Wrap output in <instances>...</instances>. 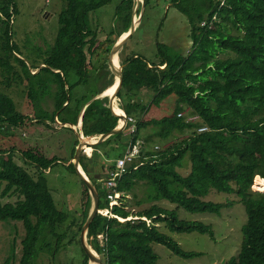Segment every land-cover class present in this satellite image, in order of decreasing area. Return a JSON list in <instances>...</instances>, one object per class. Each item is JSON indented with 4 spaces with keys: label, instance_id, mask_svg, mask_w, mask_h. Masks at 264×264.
Masks as SVG:
<instances>
[{
    "label": "trees",
    "instance_id": "1",
    "mask_svg": "<svg viewBox=\"0 0 264 264\" xmlns=\"http://www.w3.org/2000/svg\"><path fill=\"white\" fill-rule=\"evenodd\" d=\"M109 1L65 0L58 14L54 44L40 60L41 69L51 71L59 79L55 91L56 95L59 93L55 102L57 112L53 117L57 115L62 123L70 124H77L80 117L81 131L88 136L110 132L119 118L107 106L108 95H98L113 84L112 76L106 78L109 74L106 58L128 28L133 0H119L113 27L102 39L98 38L99 32L88 28L86 21L87 12ZM154 1L157 0H143V7L153 5ZM161 3L170 4L186 16L190 50L178 51L157 40L154 57L147 58L127 51L132 32L123 46L122 85L117 92L118 106L135 119L130 139L139 146L117 180L116 189L122 193L118 201L126 200L128 193L136 196V185L144 184L145 200L151 203L132 212L125 208L126 202L110 205L105 181L97 179L89 166L90 160L97 162L99 152L79 155V164L97 192L98 207L109 209L110 213H96L86 229V241L99 253L103 264H158L151 242L164 244L184 259L193 258L201 253L183 250L156 222H164L173 232L213 236L211 223L180 219L178 208L220 214L223 207L239 201L247 213V222L242 226L243 240L237 254L221 264H264V191L252 190L257 176L264 179V0H161ZM16 10L17 0H0V76L5 87L12 82L19 84L23 76L33 75L30 67L23 74L15 66V63L22 68L28 65L13 41L11 23ZM203 21L207 23L201 25ZM169 96L174 97L170 111L159 117L151 115V109ZM188 115H195L198 120L186 121ZM24 117L13 97L0 88V131L14 133L16 127L23 125ZM128 125L92 146L122 138ZM203 125L206 129L198 132ZM177 134L183 138L178 139ZM152 135L163 140L173 136L175 140L163 147L147 149L146 142ZM14 146L0 147V220H20L25 228L19 264H37L40 254L48 256L52 264H61L59 256L69 248L74 258L70 257L68 264H88L79 241L92 204L88 188L79 178L86 191L79 208L73 211L62 208L66 204L60 201L58 205L46 175L61 158L30 145L20 148L18 155L29 165L27 168L15 160ZM123 151H117L116 156L108 149L101 153L112 158ZM188 162L189 170L183 174L180 169ZM65 165L77 174L72 161ZM111 166L105 169L106 174ZM212 188L235 193L237 198L206 199ZM11 196L17 198H3ZM160 199L176 207L171 209L154 202ZM142 201L136 199L135 203ZM130 213L136 217L118 219ZM13 262L12 249L0 264Z\"/></svg>",
    "mask_w": 264,
    "mask_h": 264
},
{
    "label": "rangeland",
    "instance_id": "2",
    "mask_svg": "<svg viewBox=\"0 0 264 264\" xmlns=\"http://www.w3.org/2000/svg\"><path fill=\"white\" fill-rule=\"evenodd\" d=\"M64 1L17 0V10L12 17L11 23L13 41L17 45V50L20 52L19 55L26 59L28 65L22 68L17 63H13H15L16 67L20 68L23 74H27L30 67L33 75H30L28 78L23 76V81H20L19 84L12 82L9 87L3 86V78L0 76V88H3L13 97L18 110L26 117H24L23 125L16 127L14 133H3L0 131V147L7 149L15 145L14 158L23 166H26V164L23 162V159L18 157L20 155V148L38 144L41 145L42 148H40L45 154L58 155L61 161L51 166L50 172L46 174L47 182L51 187V192L57 200L58 205L60 206V201H63L62 205L66 204V206H62V208L73 211L79 208L80 199L82 201L86 191L79 180L78 174L67 168L65 165L67 161L65 160L70 158L72 151L74 154L76 148L75 140L78 139L79 141V136L78 132L75 134L70 124L61 126L59 124H62V121L58 119L57 115L53 117V114L57 112L55 102L59 93L56 95L55 91L57 90V81L59 79L51 71L44 72L45 69H41L43 63L40 64V60L45 56L46 51L54 44L59 27L58 14L65 5ZM118 2L119 0H111L87 12V26L90 30H96L100 33L98 35L99 39H102L104 33L110 31L113 27L115 7ZM168 6L170 7L169 10ZM140 8L141 1L138 3V8L134 15L135 19L139 15ZM230 32L235 33L233 29ZM132 34L133 36L128 41L129 46L127 51H135L151 59L154 57L157 40L164 41V43L173 46L178 51H182L183 48L189 51L191 46V43L186 37L189 34L186 16L170 4H162L161 0L154 1L153 5L142 8V17L136 24ZM120 54L121 56L124 55L123 47ZM30 64L36 65V67H31ZM109 77V74L106 75L107 79ZM105 91L103 92L105 93ZM118 101L116 96L112 103L117 106ZM173 101L174 97L169 96L162 101L160 106L154 107L153 114L159 117L162 113L169 112L172 108ZM191 120L197 121L198 118L195 115L186 116V121ZM149 128H146V130H149ZM125 132L127 137L123 135L122 138H116L98 147L102 152L108 149L109 152L116 156L117 151L121 152L124 150L123 148H125L131 136L127 129ZM177 136L178 139L183 138L182 135L177 134ZM173 140H175L173 136L163 140L157 135H152L146 142V148L153 149L156 145L163 147ZM114 144L117 146L115 150H113ZM83 153L86 154L82 150L80 155ZM95 159L97 162L95 163L90 160L89 166L92 168L93 175L100 180L106 174L105 169L113 161L112 159L105 158L103 154L102 156L98 154V157L96 156ZM26 167L28 168L29 165ZM189 167L190 163L188 162L180 171L185 174L188 172ZM259 179V176L254 179L252 190L264 191L262 190L263 186L258 182ZM134 192L136 196L128 193L125 198L126 200L122 199L118 201V198L122 194L120 192L119 197L113 204L126 202L125 208L131 212L150 205L151 202L145 200L146 187L144 184H137ZM3 198L15 200L17 197L11 196ZM140 198L143 199L142 203L136 204L135 200ZM205 198L214 201H226L228 199L235 201L237 197L235 193H227L212 188ZM154 202L171 209L176 207L175 204H172L166 199H160ZM107 210L109 209H101L103 214L108 212L109 215L110 213ZM177 216L183 220L211 223L214 229V235L212 236L208 233L201 234L199 232H173L165 226L164 222H156L159 229L168 233L183 250L201 253L200 256L184 259L171 252L164 244L151 242V246L157 254L158 264H221L229 256L237 254L240 248V242L243 240L242 226L247 222V213L241 202L235 201L231 205L223 207L220 214L208 211L193 213L179 207ZM135 217V215L130 213L127 217H122L123 219L118 217V219L125 220ZM146 220L149 221V219ZM24 234L25 228L20 220H0V261H3L13 249V264H19L21 239ZM69 249L65 250L59 256L61 264H68L70 263V257L71 259L74 258L73 251ZM95 254L99 256L97 251H95ZM36 260L37 264H52L51 260L45 254H40ZM88 264L98 263L88 259Z\"/></svg>",
    "mask_w": 264,
    "mask_h": 264
},
{
    "label": "water",
    "instance_id": "3",
    "mask_svg": "<svg viewBox=\"0 0 264 264\" xmlns=\"http://www.w3.org/2000/svg\"><path fill=\"white\" fill-rule=\"evenodd\" d=\"M139 1H141V8H140L138 17L135 19L134 15H135V12L138 8ZM142 8H143V0H133V5H132L133 13L131 14V18H130V22L128 24V28L126 30V34L123 38H120V36L118 37V39L115 41V43L113 44V46L111 47V49L109 50V52L107 54L106 68L109 71V75L112 76L114 78V80H116V78H118V83H117L115 90L112 93L108 94L109 95L108 101H107L108 107L111 106L112 101L116 98L117 92L122 85V74H121V64H120V60L122 57L120 53H121L122 47L124 46V44L128 40L130 34L134 31L136 24L140 20L141 15H142ZM115 58L119 62L118 68L114 67ZM117 121H118V123L120 122V124H121L119 130H122L124 128L123 119L120 120L119 118H117ZM113 129H115V127ZM106 133L107 132H103L101 134L105 135ZM78 136H79V141L76 145V148H75V151H74V154H73L71 161L73 162V165L75 167V170H76L79 178H81V180L84 182V184L88 188L89 194L92 198V204H91V208L89 210V214H88V216H87V218H86V220H85V222L82 225V228L80 230L79 241H80L81 247L83 248L84 252L88 256L89 260L96 261L98 264H103L100 257L98 256V254H95L94 249H92V247L86 242V239H85L86 229H87L90 221L96 215V213L99 212V207H98V196H97V192L95 190L94 184L92 183V181L87 176H85V174L81 173V171L78 168V166H79V155H80L81 151L83 150L84 146H87L90 143L86 140L83 141V136L81 134H78ZM106 136H108V135H106ZM103 138H101V139H103ZM101 139L96 141L95 143L103 141Z\"/></svg>",
    "mask_w": 264,
    "mask_h": 264
},
{
    "label": "built area",
    "instance_id": "4",
    "mask_svg": "<svg viewBox=\"0 0 264 264\" xmlns=\"http://www.w3.org/2000/svg\"><path fill=\"white\" fill-rule=\"evenodd\" d=\"M222 2H224V0H222ZM206 23H207L206 21H203L201 25H205ZM211 24H212V22L210 23V25ZM121 113H123L122 114L123 123L124 124L129 123V125L127 127V131L130 134L135 129V119L132 116L125 114L123 111H121ZM181 114L182 113H179L178 115H181ZM204 129H206L205 125L198 128L197 131L200 132ZM80 134L83 137L85 136L82 132H80ZM85 148L86 147L84 146L83 150H85ZM138 150H139L138 143L132 142V140L129 138L123 153L120 156H117L112 160L113 166L109 167V169L107 170L106 176H104L102 178V180L105 181L107 189H108L106 197L108 198L110 205L113 204V202H115L117 200V198L119 197V194H120V191H118L116 189L117 180L125 172L126 165L133 160V157H134V155H136ZM99 212L103 213L101 211V209H99ZM120 219H122V218H120ZM98 236L101 237L102 234H98Z\"/></svg>",
    "mask_w": 264,
    "mask_h": 264
},
{
    "label": "bare ground",
    "instance_id": "5",
    "mask_svg": "<svg viewBox=\"0 0 264 264\" xmlns=\"http://www.w3.org/2000/svg\"><path fill=\"white\" fill-rule=\"evenodd\" d=\"M125 34H126V32L123 33V34L120 36V38H123V37L125 36ZM118 64H119V62H118V60L115 58V60H114V67H115V68H118ZM117 83H118V78H116V80L113 81V84H112L111 86H109V87L106 89V91L104 90L105 93H106V94H108V93H109V94L112 93V92L115 90V88H116V86H117ZM110 108L112 109L113 112H115V113L119 116V119H120V120L123 118V116H122L123 113H121V111H123V110H122L121 108L117 107L114 103H112V105L110 106ZM115 110H119L120 113H118V112L115 111ZM119 128H120V125H117V126L115 127V129L111 130L110 132L106 133L105 135H104V134H98V135H100L98 138H97V137H94L93 135H92V136H84V137H83V141L86 140V141H88L89 143H95L96 141L100 140L101 138L105 137L106 135H111V134L117 132V131L119 130ZM83 145H84V144H83ZM87 146L90 147L89 145H87ZM87 146H85V147H87ZM90 148H91V147H90ZM78 168H79V170L81 171V173L85 174V172L82 171V168L80 167V165L78 166ZM85 176H86V175H85ZM258 182H259V184H260L261 186H263V189H262V190H264V179L260 178ZM254 187H255V186H254ZM258 190H260V189H258ZM120 218H122V217H120ZM122 219H123V218H122Z\"/></svg>",
    "mask_w": 264,
    "mask_h": 264
},
{
    "label": "crops",
    "instance_id": "6",
    "mask_svg": "<svg viewBox=\"0 0 264 264\" xmlns=\"http://www.w3.org/2000/svg\"><path fill=\"white\" fill-rule=\"evenodd\" d=\"M113 78V77H112ZM113 80H114V78H113ZM113 80H112V82H113ZM112 84V83H111ZM109 94V93H108ZM108 94H106V93H104V92H101L98 96H102V95H108ZM109 96V95H108ZM118 98V97H117ZM118 100H119V98H118ZM113 102V101H112ZM111 105H112V103H111ZM117 107H119L118 105H117ZM154 107H156V106H154ZM154 107L151 109V115H154L153 113H154ZM120 108V107H119ZM185 111H187V109L185 110ZM167 113V112H166ZM59 125H61V126H65V125H69V123H62V124H59ZM119 125H121L120 124V122H119ZM70 126H71V128L74 130V132H75V134H77V132H78V134H79V132H82L81 131V119H80V117H79V119H78V122H77V124H70ZM127 129V128H126ZM101 134V133H100ZM124 134H125V136L124 137H127L126 136V132H124ZM88 136V135H87ZM94 137H99L100 135H98V134H95V135H93ZM107 136H105L103 139H101V140H104L105 138H106ZM93 144H95V143H90L89 144V146L91 147H86L85 148V150H84V152L89 156V155H91L92 154V152H94V151H96V152H99V154L102 156V153H101V150L98 148V147H94V146H92ZM37 146L38 147H41V145H38L37 144ZM42 148V147H41ZM89 149V150H88ZM71 156V155H70ZM115 157H112V158H109V159H114ZM71 159L72 158H70V159H68L69 161H71ZM68 162V161H67ZM80 165V164H79ZM80 167H81V165H80ZM82 168V167H81ZM84 172V171H83ZM86 175V174H85ZM87 176V175H86Z\"/></svg>",
    "mask_w": 264,
    "mask_h": 264
},
{
    "label": "clouds",
    "instance_id": "7",
    "mask_svg": "<svg viewBox=\"0 0 264 264\" xmlns=\"http://www.w3.org/2000/svg\"><path fill=\"white\" fill-rule=\"evenodd\" d=\"M123 112H124V111H123ZM124 113H125V112H124ZM125 114H126V113H125ZM117 125H119L118 121H117ZM123 125H124V127H125L126 124L123 123ZM115 127H116V126H115ZM85 136H87V135H85ZM83 151H84V150H83ZM118 217H120V216H118Z\"/></svg>",
    "mask_w": 264,
    "mask_h": 264
}]
</instances>
